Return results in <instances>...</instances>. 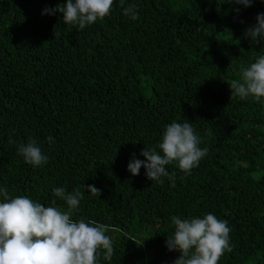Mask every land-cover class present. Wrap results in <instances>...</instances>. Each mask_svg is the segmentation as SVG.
<instances>
[{
    "label": "trees",
    "instance_id": "trees-1",
    "mask_svg": "<svg viewBox=\"0 0 264 264\" xmlns=\"http://www.w3.org/2000/svg\"><path fill=\"white\" fill-rule=\"evenodd\" d=\"M62 3L0 0V188L62 210L53 188H79L73 220L111 226L114 255L100 264H174L171 217L207 213L231 229L233 250L218 264H264V98L231 97L228 83L264 55V40L245 36L264 0H115L82 30L59 11L42 14ZM133 4L135 20L123 13ZM172 121L192 123L207 155L190 175L167 165L174 187L168 177L149 180L144 167L133 176V154L159 151ZM29 137L47 164L18 154Z\"/></svg>",
    "mask_w": 264,
    "mask_h": 264
},
{
    "label": "clouds",
    "instance_id": "clouds-1",
    "mask_svg": "<svg viewBox=\"0 0 264 264\" xmlns=\"http://www.w3.org/2000/svg\"><path fill=\"white\" fill-rule=\"evenodd\" d=\"M229 3L250 7L255 0H227ZM124 0H120L123 7ZM115 6V0H66L56 8H45L42 14L63 13L65 24L78 26V30L103 20L109 16ZM239 12V9H236ZM125 16L137 19L136 5L123 8ZM257 23L248 27L245 36L259 44L264 40V13L256 17ZM58 33L55 32V36ZM240 79L229 83L232 96L241 100L253 97L256 101L264 98V55L259 56L250 66L241 69ZM53 142V137H47ZM201 140L190 122L172 121L166 126L162 140L157 147H145L141 155L146 160L135 157L130 160L128 170L133 176L139 175L141 167L151 181L163 183L162 177H168L175 186V173H169L166 166L175 163L187 175L199 166L207 155L208 148L200 147ZM18 154L34 166L48 163V156L39 146L38 140L29 137L21 143ZM92 196L101 195L95 185H83ZM53 195L64 200L67 210L55 206H45L28 196L11 198L7 188H0L3 202H0V264H100V256L111 261L114 255L112 238L106 233L110 225L73 220V214L79 210L83 193L79 188L71 192L64 187L53 188ZM55 205V200L53 201ZM174 234L168 236L166 246L169 251L177 250L180 255L174 264H218L225 252H231V229L226 220L207 213L200 217L184 218L172 216ZM114 230V229H113ZM137 245L143 240L124 234Z\"/></svg>",
    "mask_w": 264,
    "mask_h": 264
}]
</instances>
